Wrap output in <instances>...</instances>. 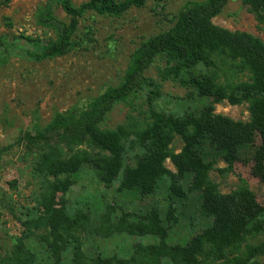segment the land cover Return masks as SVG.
I'll use <instances>...</instances> for the list:
<instances>
[{
	"label": "trees",
	"instance_id": "trees-1",
	"mask_svg": "<svg viewBox=\"0 0 264 264\" xmlns=\"http://www.w3.org/2000/svg\"><path fill=\"white\" fill-rule=\"evenodd\" d=\"M151 1L89 0L77 6L73 0H48L37 17L55 32L56 40L22 37L2 41L0 49L6 43L17 47L20 41L44 48L41 55L32 54L40 62L67 55L75 49L79 21L86 15L121 18ZM227 3H188L168 31L136 48L119 85L84 107L56 113L46 125L35 124L18 138L17 143L35 156L30 171L38 195L34 208H23L19 221L24 232L0 256V264H264V206L244 178L239 177L236 189L227 194L212 178L213 172L233 175L241 163L252 165L253 176L264 184V41L213 23ZM243 3L263 25L264 0ZM57 6L69 24L55 17ZM158 62L164 64L158 78L149 76ZM167 82L187 91L179 104L192 101L200 107L183 114L164 110L160 102ZM139 96H144L146 109H136L138 115L131 112L123 124L110 127L115 107L123 104L135 110L133 101ZM223 102L247 104L250 121L217 114L216 105ZM178 139L183 146L176 153ZM9 148L0 151V161ZM167 161L176 173L167 168ZM220 163L225 168H217ZM85 168L96 171L102 187L110 189L119 181V193H136L140 201L163 186L164 215L158 208L124 212L109 205L95 225L89 205L70 209L66 199ZM182 221L194 232L184 245L171 244L170 233ZM124 235L156 241L134 244L125 258L87 251L92 252V240Z\"/></svg>",
	"mask_w": 264,
	"mask_h": 264
},
{
	"label": "rangeland",
	"instance_id": "rangeland-1",
	"mask_svg": "<svg viewBox=\"0 0 264 264\" xmlns=\"http://www.w3.org/2000/svg\"><path fill=\"white\" fill-rule=\"evenodd\" d=\"M89 0H73L77 6ZM205 0H152L145 8L133 9L121 18L86 15L79 21L75 49L60 56H49L37 61L32 54L41 55L44 48H35L20 41L17 47L8 43L0 49V151L9 148L0 161V256H5L13 243L22 236L24 228L19 218H24L23 208H34V198L38 195V185L31 177V167L35 156L24 146L17 143L25 132H31L35 124H48L53 116L65 113L73 107H84L100 96L107 88L120 84L131 56L145 40L168 31L175 16L190 2ZM48 0H0V44L31 38L35 41H55V32L45 26L37 17L39 8L45 7ZM54 15L66 24L70 19L57 6ZM213 23L223 29L252 34L264 41V24H259L250 13L243 0H228L220 16ZM24 44V45H23ZM162 62L149 71L148 75L158 78ZM164 97L160 102L167 112L181 114L200 107L196 102L186 101L179 104L187 91L173 82L163 88ZM135 110L128 105H118L111 113L109 126L117 127L126 121L129 113L138 115L146 109L144 96L133 101ZM216 113L235 121L249 122L250 112L247 104L232 106L228 102L216 105ZM182 142L178 139L173 150L179 153ZM167 168L176 173L171 161ZM217 168L223 169L220 163ZM86 169V168H85ZM122 175L120 176V178ZM239 177L244 178L256 195L257 201L264 206V184L252 174V165L236 164L235 173L222 177L213 172L212 178L227 194L236 189ZM17 183L16 188L11 184ZM119 181L108 189L99 184L96 171L86 169L79 183L68 193L66 199L70 209L89 205L95 225L98 215L112 205L120 211L146 212L158 208L162 215L167 206L166 189L161 186L158 194L140 201L141 197L118 192ZM11 209L15 210L13 215ZM194 210V208H190ZM195 211L192 212V216ZM194 231H189L186 221L170 233L171 244L184 245ZM90 254L103 256L118 255L129 257L136 243L149 244L155 237L120 236L109 240H92ZM86 245V249H88ZM264 262V258L260 259Z\"/></svg>",
	"mask_w": 264,
	"mask_h": 264
}]
</instances>
